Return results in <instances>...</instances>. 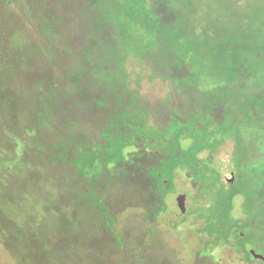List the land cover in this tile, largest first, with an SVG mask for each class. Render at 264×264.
Segmentation results:
<instances>
[{"label": "rangeland", "instance_id": "1", "mask_svg": "<svg viewBox=\"0 0 264 264\" xmlns=\"http://www.w3.org/2000/svg\"><path fill=\"white\" fill-rule=\"evenodd\" d=\"M187 2L184 9L157 4L163 24L180 30L144 57H128L125 87L116 88L132 90L133 103L127 94L119 103L145 110L151 126L134 133L123 158L111 162L96 158L116 116L117 90L90 73L114 68L99 44L113 29L94 19L91 0L46 1L52 9L33 7L31 16L24 4L22 11L0 0V39L16 44L0 82V264H264L244 249L251 241L264 259V0ZM47 20L56 37L39 34ZM118 39L114 33L113 45ZM227 93L229 138L199 158L218 168L224 184L232 175L229 186L237 189L230 211L225 196L210 205L215 214L228 211L222 231L231 223L246 235L229 248L227 239L206 237L204 221L194 217L207 201L185 171L167 182L162 197L151 175L163 156L159 147L187 146L171 131L157 138L153 129L175 117L184 122L194 106H211L213 96ZM219 100L215 122L223 118ZM132 125L121 129L133 132ZM78 154L85 166L74 163Z\"/></svg>", "mask_w": 264, "mask_h": 264}, {"label": "trees", "instance_id": "2", "mask_svg": "<svg viewBox=\"0 0 264 264\" xmlns=\"http://www.w3.org/2000/svg\"><path fill=\"white\" fill-rule=\"evenodd\" d=\"M5 1L10 8L15 7L20 9V6L24 4L26 8L23 9L24 11L22 9L20 10L25 12L26 16H31L29 11L31 12L33 7L43 8V10L52 9V6L50 8V5L44 4L46 1L50 0ZM169 1L170 2L167 0H105V5L103 4V6L98 8V3L102 4L104 1L91 0L92 10L97 12L94 19L99 20L104 26L106 25L113 29L110 33V37H105L104 40L101 38L99 44H102L101 46L104 49L105 57L114 68L112 70H104L98 67L94 68L90 73L94 81L100 82L110 90L113 89V92L117 90L116 84L118 82L122 83L125 87L124 79H127V74L124 72V69L126 70V63L129 60L128 57L134 56L142 58L147 55L149 51H154L162 46L161 42L166 37V34L172 31L173 33H178L180 29L177 28L180 27L175 26L173 23L164 25L162 12L156 13L154 9L157 4L165 6L166 9L169 8L170 5L176 4L179 8L184 9L181 5L183 4V0ZM187 1L188 0H184L185 5L189 3ZM104 21L105 23H103ZM107 22H110V24H107ZM52 32H54V30H52V25L47 20L39 34L46 37H56ZM114 33H116V35L119 34L118 46L112 43V36ZM14 47H16V44H13L7 37L4 36L0 39V82L1 80H3V82L7 81L6 77L8 70L3 71L2 69L5 66H8L9 69L8 61L10 60V52ZM124 87L121 91L117 90L115 94L116 116L108 122L106 129L102 132L104 144L101 145V149L98 151L96 158L101 161L109 160L111 162H117L119 159H122L124 149L135 141L133 139L134 133H139L141 127L149 128L151 126L146 123L143 117L144 115H142L146 113L145 110L134 108L132 105L126 110L124 106L119 103V99L121 100L126 94L129 96L130 102L133 103V91H128ZM181 88H186V84L182 83ZM213 98L214 99H211L212 101L218 102L221 97L213 96ZM219 101H224L223 118L220 122H215L212 117L211 112L216 104V102H212V107L206 103L204 108L194 106L192 112L184 122H179L175 117L172 119V125L169 124L163 128L155 127L153 130L157 138H161L164 136L165 132L171 131L178 139H186L187 146L183 149L178 143L175 148L168 145L166 149L165 147L164 149L159 147L163 152V156L158 160V164L151 168V175L155 181V186L159 194L163 189H167L165 188L167 187V182H172L177 172L185 171L188 174L189 178L198 186L202 195L205 196V201L209 203L207 206H201V210L198 208V210L195 211L194 217L197 215L200 220L204 221L205 228L203 231L206 237L213 239L216 244L224 243L228 237V233L229 238L232 237V234H235L234 239L238 242L244 240L246 236L244 232L241 233V231L234 229V224L231 223H229L227 231L221 230V227L226 225L228 211L224 209L215 214L211 212L210 205L211 203H215L220 196H225L229 199L230 211L232 200L234 197L238 196L236 195L237 189L234 188V184L229 186L221 181L219 170L211 164V161L199 158L201 152L204 150L213 152L225 139L229 138V118L231 117L229 94H225L224 99ZM239 115H241V113H239L238 116ZM129 116L132 117V120L126 118ZM246 116L247 115H245V117ZM256 116L257 112L253 111L251 113V118L255 120ZM241 117H243V115ZM128 121L134 122V125H132L134 130L133 132L129 131L125 133L122 131L121 127H124L123 125L126 126ZM216 135L219 137L215 138ZM153 136L154 135H147V138L153 141L155 140ZM210 139H214V141ZM238 142L239 139H237L236 147L239 145ZM82 158L83 157L79 154L76 155L74 163L85 166L86 161L82 162ZM239 163V161L236 162V167L239 166ZM237 172L238 174L241 173L240 171ZM241 178L242 174L238 177L239 184L244 185V182L240 181ZM219 183L222 184L221 187ZM254 185L256 184L253 183L252 186L254 187ZM160 195L161 197L163 196L162 194ZM230 218L229 216V220ZM216 244H213V247H216ZM249 244H252V242L248 241L244 244V249L247 250V253H249V249L252 248Z\"/></svg>", "mask_w": 264, "mask_h": 264}, {"label": "water", "instance_id": "3", "mask_svg": "<svg viewBox=\"0 0 264 264\" xmlns=\"http://www.w3.org/2000/svg\"><path fill=\"white\" fill-rule=\"evenodd\" d=\"M228 173H230V175L232 174L231 169H228ZM232 183V175L231 178L228 180V185H230ZM180 189H178L179 191ZM183 190V188L181 189ZM179 191L178 195H177V202H178V207H179V211L180 213H184L185 207H184V201H185V193L183 191ZM249 252L256 258H261L263 259V257L259 254H255V252L252 250V248L249 249Z\"/></svg>", "mask_w": 264, "mask_h": 264}, {"label": "flooded vegetation", "instance_id": "4", "mask_svg": "<svg viewBox=\"0 0 264 264\" xmlns=\"http://www.w3.org/2000/svg\"><path fill=\"white\" fill-rule=\"evenodd\" d=\"M213 115V114H212ZM223 116V115H222ZM227 185H228V183H227ZM207 205H209V203H207V202H205V203H202V204H200V206H207ZM240 231V230H239ZM234 237H235V234H232V237H230V239H229V233H228V237H227V246H228V248H229V242H235L236 241V239H234ZM214 250V249H213ZM228 252H230L231 253V249L229 250L228 249ZM215 253H218V251H215ZM232 254V253H231ZM230 254V255H231ZM249 255L251 256V253H249ZM230 257V256H229ZM255 260H258V261H264V259H261V258H256V257H254V256H252ZM229 260V259H228ZM229 263V262H228ZM252 264H257V263H252Z\"/></svg>", "mask_w": 264, "mask_h": 264}]
</instances>
